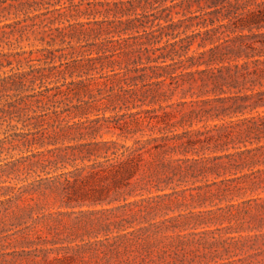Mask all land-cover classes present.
Wrapping results in <instances>:
<instances>
[{"label":"trees","instance_id":"16d2710c","mask_svg":"<svg viewBox=\"0 0 264 264\" xmlns=\"http://www.w3.org/2000/svg\"><path fill=\"white\" fill-rule=\"evenodd\" d=\"M115 4L94 55L0 76V264H84L100 233L118 264H186L151 241L180 207L221 225L201 257L264 264V0Z\"/></svg>","mask_w":264,"mask_h":264},{"label":"rangeland","instance_id":"374dc122","mask_svg":"<svg viewBox=\"0 0 264 264\" xmlns=\"http://www.w3.org/2000/svg\"><path fill=\"white\" fill-rule=\"evenodd\" d=\"M20 1L22 0H6L0 4V7L12 4L0 12V76L29 70L37 66L58 64L79 57L83 53L91 52V55H94L95 45L92 42L98 43L107 35L101 34L100 37L93 38L92 35L84 36L81 32L88 31L92 34V30H96L98 25L102 30L107 25L106 21L113 19L114 14L119 15V13H115L119 7V4H115L118 0H72V5H69L68 0H50V4L45 3L29 9L16 7ZM137 12H141V10L138 9ZM49 21H53L49 26L50 29L47 27ZM56 27L65 34L64 42H61L60 37H57L49 45L46 40L50 34L58 33L59 30H56ZM41 37L44 39L41 40ZM195 47L194 44L192 48ZM48 48H62V50L54 51L53 58H46L45 54ZM59 55L61 57H58ZM8 62L10 63L8 64ZM111 86H113L112 90ZM121 92L118 90V85L110 80L106 85L101 83V98L103 96L110 98L114 93ZM178 97L179 95L176 94L172 100H176ZM46 106L47 104L45 108ZM110 113V111L104 112L105 115ZM1 122L0 137L3 136V131L6 128V122ZM16 124L21 127L20 123ZM101 134L104 139L116 138V135L105 133V129H101ZM127 141L129 142V140ZM4 156L2 154L0 158ZM178 187L181 186L176 188ZM166 216H172V218L161 225L162 234L153 237L152 242L154 240L155 243L166 246L170 251L181 252L185 255L186 264H217L224 261L225 255L211 260L201 257L202 253L206 251L205 248L215 239V242L217 241L219 231L216 227H220V224L195 226L191 221V214L184 207L168 210ZM222 231L224 230H221L220 233ZM237 234L238 232L231 230L227 235ZM104 237L100 233L97 238H92L101 240H96L95 244L89 246L84 264H118L116 255L111 251L113 239L106 240ZM260 242L261 240L258 244ZM6 250H10V248ZM236 264H240V262H236Z\"/></svg>","mask_w":264,"mask_h":264}]
</instances>
